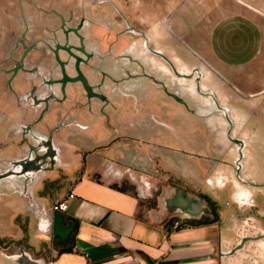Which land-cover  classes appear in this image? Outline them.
<instances>
[{
	"label": "crops",
	"instance_id": "1",
	"mask_svg": "<svg viewBox=\"0 0 264 264\" xmlns=\"http://www.w3.org/2000/svg\"><path fill=\"white\" fill-rule=\"evenodd\" d=\"M58 2L65 7L76 0ZM241 3L203 1L193 14L194 28L189 22L182 35L188 59L218 69V96L237 121L246 113L251 117L247 106L256 103L242 69H264L259 11ZM177 18L171 22L176 28ZM159 31L160 46L162 39L171 43L179 37ZM84 51L87 57L86 48L76 56L84 58ZM164 52L173 55L171 49ZM88 64L77 71L89 97L76 78L71 83L76 91L67 83L62 96L34 99L36 89L49 88L51 76L45 75L46 81L32 87L43 69H23L11 81V110L0 121V264H264V178L255 174V154L262 149L255 151L245 140L236 167L239 149L221 154L211 149L202 128L199 147L188 145L187 136L179 145L169 133L174 127L156 114L168 99L149 93L150 81L135 90L126 87V69H89L98 68L91 56ZM53 72L54 78L61 75V69ZM258 90L264 94V88ZM108 105L115 111L107 112ZM140 105L160 129L142 134L126 127V111ZM44 106V112L57 111L49 126L39 121ZM76 112L88 123L69 116ZM184 118L178 129L193 134ZM72 124L84 132L72 136L67 130ZM70 191L67 208L55 210L54 203Z\"/></svg>",
	"mask_w": 264,
	"mask_h": 264
},
{
	"label": "rangeland",
	"instance_id": "2",
	"mask_svg": "<svg viewBox=\"0 0 264 264\" xmlns=\"http://www.w3.org/2000/svg\"><path fill=\"white\" fill-rule=\"evenodd\" d=\"M58 1L48 0L47 5L55 8L52 10L47 7L46 0H0V121L3 118L2 114L11 110L10 105L13 101L10 92L11 81L16 77L17 72H23V69H43L44 73H40L35 78L32 87L46 81V76L49 78L51 76L48 79L50 80L48 90L36 89L34 99L42 97L43 101L47 102L48 98L62 96L64 93V89H61L62 80L65 77L78 78L82 89L86 92L85 95L89 97L87 87H84L83 79L80 78L77 69L87 68L91 56L98 68L90 66L89 69H126V77H128L126 87L131 85L135 86V90H142V86H146L145 82L150 81L153 88L149 93L158 96L155 98H160L162 94L168 99V102L164 101V106L162 105L163 110L156 114L174 127L175 130H170L169 133L177 137L179 145L184 144L182 137L187 136L188 145L199 147L197 130L202 128V131L209 136L207 144L212 147L211 149L216 147L220 154L239 149L234 164L236 167L245 140L255 151L256 148H261L262 150L255 154L259 161L255 174L257 173L258 178H264V94L258 93V88H264V69H242L243 78L248 77L250 80V89L247 90H253L256 103L247 106L246 111L248 112L249 108L250 112H253L251 117L246 113L243 115L245 120L237 121L229 116V107L222 104L218 96L221 84L218 69L202 68L197 57L196 60L188 59L187 44L182 37L183 35L185 38L189 22L191 30L194 28L193 14L195 10L200 11L203 1L225 6L231 0H76V3L65 7L59 6ZM233 1L242 2L244 7L248 5L247 7L257 8L260 33L264 36V0ZM172 18L178 19V28L171 25ZM160 28L165 29L167 34L178 32L177 41L173 38L170 43L167 38L162 39L163 43L160 46L159 42H155L160 34ZM71 30L74 33L71 32L69 39H66L65 34L70 33ZM90 35L93 38L86 41ZM262 45L264 46V37H262ZM81 48H86L89 53L86 57V51L80 52L84 57L82 59L76 56L77 49L81 50ZM170 49L173 55L164 52ZM59 50L64 51L63 58L59 57ZM261 52L264 56V51ZM175 55H178V59ZM69 56H72L70 60ZM54 69H61V75L55 77L56 79L53 76ZM62 69H72L73 74L62 72ZM154 69H169L170 73L163 75L161 74L163 72ZM238 75L241 76L240 73ZM68 83L71 91H76L75 85L70 81ZM32 87L22 97L30 95L34 91ZM99 94L102 95V92ZM106 99L107 96L104 95L100 100ZM105 107L109 113L115 111L111 105ZM45 110L47 106L42 107L39 121L49 126L55 120L54 114L57 115V111L44 112ZM43 112L45 114L42 115ZM152 113L155 114V111ZM164 113H173V115L164 116ZM149 114L144 106L140 105L137 108L133 106V110L126 111V127L129 125L134 133L142 134L149 133L155 128L160 129V125L150 120ZM69 116L88 123L87 116L78 112L69 113ZM179 118H184L186 127L193 134L178 129ZM191 121H194V124ZM4 129H7L6 125ZM67 130L72 136L83 131L76 125ZM72 142L75 146L76 139L73 138ZM227 176L223 175V179L226 180ZM207 206L210 208V205ZM173 223L181 224L180 221Z\"/></svg>",
	"mask_w": 264,
	"mask_h": 264
},
{
	"label": "built area",
	"instance_id": "3",
	"mask_svg": "<svg viewBox=\"0 0 264 264\" xmlns=\"http://www.w3.org/2000/svg\"><path fill=\"white\" fill-rule=\"evenodd\" d=\"M73 195L74 194H73L72 191L68 192L65 198H63L62 200H59L56 203H54L53 208L55 210L64 211L67 208V200H68V198L73 197Z\"/></svg>",
	"mask_w": 264,
	"mask_h": 264
},
{
	"label": "trees",
	"instance_id": "4",
	"mask_svg": "<svg viewBox=\"0 0 264 264\" xmlns=\"http://www.w3.org/2000/svg\"><path fill=\"white\" fill-rule=\"evenodd\" d=\"M208 205H210V208L213 209V202L206 196V195H200ZM200 222V221H197Z\"/></svg>",
	"mask_w": 264,
	"mask_h": 264
},
{
	"label": "flooded vegetation",
	"instance_id": "5",
	"mask_svg": "<svg viewBox=\"0 0 264 264\" xmlns=\"http://www.w3.org/2000/svg\"><path fill=\"white\" fill-rule=\"evenodd\" d=\"M69 78L68 77H65L63 80H62V87H61V89H64V85L65 84H67L70 80H68ZM72 79H74V80H76V78H72ZM67 80V81H66ZM70 83H73V81H70ZM42 99H44V98H42Z\"/></svg>",
	"mask_w": 264,
	"mask_h": 264
},
{
	"label": "water",
	"instance_id": "6",
	"mask_svg": "<svg viewBox=\"0 0 264 264\" xmlns=\"http://www.w3.org/2000/svg\"><path fill=\"white\" fill-rule=\"evenodd\" d=\"M70 81H72L73 79L72 78H69Z\"/></svg>",
	"mask_w": 264,
	"mask_h": 264
}]
</instances>
